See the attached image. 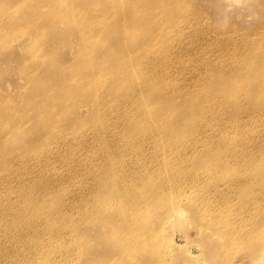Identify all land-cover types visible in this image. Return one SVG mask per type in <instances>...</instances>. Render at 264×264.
I'll return each instance as SVG.
<instances>
[{
  "label": "bare ground",
  "instance_id": "obj_1",
  "mask_svg": "<svg viewBox=\"0 0 264 264\" xmlns=\"http://www.w3.org/2000/svg\"><path fill=\"white\" fill-rule=\"evenodd\" d=\"M2 1L0 0V12L6 16L3 17L4 19H0L1 44L6 42V45L10 44L15 34L20 35L22 30L26 29V32L36 37L34 45L39 47L43 39L42 33L47 28L57 27V24L61 22L70 28L69 32L74 37L73 41H75L80 51L76 58L71 60L74 65L69 68V70L75 71L74 76L77 82L68 84L64 89V93L71 98H77V100L70 103L69 108H63L64 112L78 113L79 102L82 103L90 97L95 101L96 115L99 117L109 116L108 112H117L119 108H123V112H120L119 117L123 115L127 121L125 124L121 121L123 125L118 123L107 134L105 130L96 133V139L100 141L116 140L117 144H108L109 167L104 168L108 160L99 164L98 167H95L94 164L89 165L90 174L88 178L96 176V172L102 168L104 169L101 175H108L102 178H100V175L97 177L100 179L96 186L95 197L92 195L94 178L90 180L92 188H88L86 185V189H89H87L88 192L84 190L83 186H79L78 190L75 191V221L73 219L74 215L70 214L73 216V222L68 224L69 226L66 229L64 227L65 230L62 231L68 233L69 241L66 242V246L60 244L55 246L53 240H48L49 242H46V244L41 240L42 247L37 248V252H35L38 254L35 257L36 264H95V259L92 258V254L95 252L114 254L101 264H108L110 261L119 264H144L145 260L148 264H173L170 259L163 260L166 255L174 251V234L169 236L165 232L169 226H173L181 220L185 212L188 214V227L190 228L187 230L188 232L184 233V238H188L191 229L203 236H205V232L207 235L210 231L209 237L218 235L227 238V249L224 251L222 248L224 253L236 246H242L244 249H249L251 246L248 261L251 264H264V50L260 52L258 49H254L252 53L249 50L248 55L251 57L249 64H241L244 77L241 81H244L243 83H233L232 85L229 83V86L224 84L219 91L218 96L221 97L220 99L212 95V89H210L212 94L208 92L205 98H201L205 99L202 101L192 92L188 95L186 92H178L176 95L171 94L170 90L176 89L178 91L179 87L173 86L176 88H172L168 85L167 75L162 77L160 71L156 70V72L151 67L142 68L147 65L148 61L151 62L150 59L155 55V51L163 39L171 41L175 38V33L178 31L174 32V29L169 27L172 24L175 27L177 22L182 20H185V24L188 22L187 17L190 14L187 10L189 8L184 5L182 0H175L176 12L171 8L172 0H154L149 4H145L148 0H82V3L78 6L75 5L73 0H28L29 3L16 0L14 4L11 3V0ZM13 5L16 7L14 11H12ZM28 9L31 11L33 20L23 23L22 16L29 12ZM119 9L125 10L122 17L117 14ZM82 12L88 17V22H82L78 19ZM193 15L195 16V14ZM68 16H75L76 19L69 20ZM175 16L178 19L177 22H173ZM188 25L191 24L188 22ZM125 41L130 43L131 46L124 44ZM237 42L239 43V41ZM164 43L165 47L169 44H166V41ZM70 44L72 43L69 40ZM170 45H173V43H170ZM175 45L177 44L175 43ZM260 47L262 46L260 45ZM246 50H241V54L242 51L245 52ZM227 51L225 52L227 53ZM177 52H179L178 49ZM101 53H106V57L100 55ZM99 55L101 57H98ZM174 60H178V58ZM30 62L32 63L28 64L27 68H39L37 59H31ZM142 62L144 64H141ZM84 64H88V67H90V74L85 78L82 71L85 68ZM111 64H116L117 69L111 67ZM178 64L177 67H179ZM57 68L60 69V66L58 65ZM215 72H212V79H215L218 74L219 77L225 78L235 76L234 71L228 68ZM179 75L181 74L179 73ZM49 81L48 78L40 82L33 77V83L37 87L30 88L29 86L24 93L36 92L38 94ZM130 82L136 84L140 95H138V90L131 91L132 89L127 86ZM207 83L210 87L212 82L208 81ZM37 97L34 100V105L40 113L54 106L53 102L56 99H63L60 94L52 98L46 94H43L39 99ZM176 98L184 102V104L182 102L184 110L181 112L184 113L185 117L176 119L180 114L178 111L164 112L166 114L160 117L158 112V114H155L153 108L155 104L163 108H173L176 106ZM21 99L26 100L24 97L19 100ZM140 99H145L141 106L138 101ZM242 99H245V104L241 103ZM223 101L227 102L230 108L250 109L256 108L260 103L262 108L248 111L247 120L242 119L241 123L238 124L208 123L206 119L209 118L210 108H216L217 110L218 103L223 108ZM6 104L8 106L0 108V116L10 118L11 121L8 124L15 121L12 125L8 126L7 124L5 127V129L13 132V126L18 121L23 122L26 120L21 118V111L24 108L19 107L23 103L20 101L18 105L14 106L12 102ZM135 105L140 107L137 109L141 110L140 117L144 120L142 123L134 124L131 122V112L136 109V107H133ZM212 110L214 111V109ZM221 111L223 112V110ZM216 113L218 115V111ZM225 120L227 121V119ZM38 121L42 123L40 129L48 135V143L52 140H55V144L61 143L77 132L75 119H64L63 115L57 116L54 111H51L49 115H42ZM46 123L54 124L52 129L46 130L43 128ZM124 143L126 144L124 146L126 150H122ZM126 151L127 153H125ZM14 153L8 154L4 157V160H1L0 170L9 163H12L11 167L16 166L18 169L20 166L26 165L29 166L28 169L25 168L27 178L22 180L19 177L20 179H18L19 174L17 173L20 171L14 172V170H11L12 168H7L0 172V186L2 189H8L10 186H14L12 185L14 182L20 181L17 186L26 192L28 190L30 192L31 189L32 192L29 197L33 201L36 194L40 195L42 193H36L35 191V194L33 193L34 187L37 188L38 184L36 182H38L40 174L35 178L30 176L28 181L27 179L43 159L35 162L37 163L35 168V164L31 160L34 157L30 158L32 154L23 156L20 152ZM39 156L41 158L42 155ZM91 170H94V172H91ZM4 178H7V180L5 181ZM45 179L49 180L48 177ZM56 181L57 179L54 181L55 185ZM59 182L61 181L59 180L57 185ZM42 183L39 184L42 185ZM61 183L64 184V181ZM50 184L54 186V184ZM41 185L39 186L41 187ZM45 188H47L46 185ZM26 194L29 198L28 193ZM65 196L67 197L66 194ZM25 197L26 195L22 198ZM39 199L41 200H37L42 201V198ZM37 200L33 209L32 206H29L31 207L30 212L43 209V207L37 206L42 203H37ZM59 200L61 202L60 198ZM53 202L55 203L54 199ZM63 203L61 202V204ZM47 206L50 207V205ZM7 209L9 211V208ZM7 209L5 208L6 213L2 215V218L8 215ZM51 213L50 215H55ZM69 218L63 216L61 219L64 221L69 220ZM52 222L56 221H53L52 218L45 220V223L49 225H52ZM69 222L71 221L69 220ZM24 226L26 225L24 224ZM60 226L62 227V225ZM82 228L88 229L91 233L98 231V236L90 241L88 246L83 244L87 239L85 233L80 230ZM44 229L46 230V227ZM25 233L28 234L29 232ZM98 238L100 239L96 246L94 242ZM81 244L83 250L80 251ZM246 244H250L249 248L244 247ZM47 245L51 247L50 250L48 249L49 251L45 249L48 248ZM103 246L106 250L103 249ZM90 249L91 251L88 253ZM199 250V245H192L188 251L196 258L195 261L198 264H204L203 259L198 256Z\"/></svg>",
  "mask_w": 264,
  "mask_h": 264
},
{
  "label": "rangeland",
  "instance_id": "obj_2",
  "mask_svg": "<svg viewBox=\"0 0 264 264\" xmlns=\"http://www.w3.org/2000/svg\"><path fill=\"white\" fill-rule=\"evenodd\" d=\"M17 1L29 3L28 0H17ZM73 1L76 6L82 3V0H76V1L73 0ZM153 1L154 0H148V2L145 4H149V2L151 3ZM182 1L184 5L188 6L189 8L187 11H188V14H190V16L187 17L189 19L187 20L191 25L189 26L188 22L185 24V20H182L181 22H177L178 19L175 16L173 18L174 20L173 22H177V24L175 27H173V24H172L171 25L172 27L170 26L169 28H173L174 32L178 31L175 33L176 39L174 38L171 41H169L168 39H163L161 44L157 47L155 51V55L152 58L154 61L150 59L151 62L148 61L147 65L146 66L144 65L145 67L143 66L142 68L151 67V69L155 71L156 70L160 71V74L162 75V77L163 76L166 77L167 75L166 80L168 81V85H170L172 88H176L173 86L179 87L177 89L178 91H176V89L170 90V93L173 95H176L178 92L179 93L186 92L188 95L189 93L192 92L193 94L197 96L198 99L204 101L205 99H201V98H205V96H207V93L209 92L210 94L213 93L212 95H215L216 97H219L220 99L221 97L218 96L219 91L224 84H227V86H229V83L232 85L233 83L237 84V83L244 82V81H241L244 79L243 69H242L243 67L241 66V64L243 65L249 64V61L251 60L250 55H248L249 50L251 51L250 53H252V50L254 49H258L260 52L264 50L263 49L264 48L263 47L264 46V43H263L264 42V0H182ZM14 2H16V0H11L12 4H14ZM171 8L174 12L177 11L175 0L171 1ZM15 9L16 7L13 5L12 11H14ZM117 14L122 17L125 14V10L119 9ZM193 14H195V16ZM0 16H1L0 19H4L3 17L6 15L0 12ZM22 17H23L22 20L24 21L23 23H27L33 20V18H31V11L25 13ZM68 18H70L69 20L76 19L75 16H68ZM78 19L82 22H88L89 20L84 12H82V14L78 17ZM66 20L68 19L66 18ZM12 22L14 23V20ZM29 24H32V23H29ZM29 24H26V25H29ZM192 28L194 29L192 30ZM69 29L70 28L67 27L65 23L63 22L58 23L57 27L47 28L42 33L43 39L41 40L39 47L34 45L36 37L30 34L29 32H26L25 31L26 29H23L20 35L15 34L10 44L6 45L7 42L4 44L0 43V108L2 106L3 107L8 106V104H6L7 102H12L14 106V105H18L19 102L22 101L23 103L22 106H19L21 108H24L22 109L23 112L21 111V118L26 119L23 122L18 121L13 126L14 131L10 132V130L5 129L6 125L11 121L10 118H7V117L2 118L0 116V162L1 160H4V157H6L8 154H13L14 152H20L23 154V156L25 155L30 156L32 154L30 158L34 157L31 160H33L32 162L35 164V168L37 165V163L35 162H37L39 159H43V160L41 164H39L38 167L30 173L27 181L29 180L30 176H33V178H35L39 174H40L39 175L40 178L38 182L42 180L39 183H42L43 180L47 177L51 181L50 182L49 180L45 179L42 185L36 182L38 184V185L36 184L38 189L35 186L34 187L35 190L33 189V193L35 194V192L36 193L42 192L40 193V195L36 194V198L38 195L37 199L41 200L39 198H42V201H38L36 198H34V200L32 201V198L29 197L32 192L31 189H30V192H28L29 190L27 192L24 190L22 191L21 188L17 186L18 182L20 184V181L14 182L12 184L14 186H10L11 188L9 187L8 189H2V187L0 186V190L2 189V192L0 193V264H36L35 257L38 254H36L35 252H37V248L42 247L41 240H43L45 244L46 242L47 243L49 242L48 240H53L55 246L59 244L66 246V242L69 241V235L66 231H65L66 233L65 232L63 233L62 231L65 230L66 227L69 226L68 224L73 222V219L75 221V214H76L75 212V203H76L75 191L78 190L80 185L83 186L85 191L88 188H92L91 186L92 183H90L91 182L90 180L94 178L92 195L93 197H95V190H96V186H97L99 179L108 175V174L101 175L103 169L106 167H109L108 164L110 160V155L107 149V147H109L108 144H111V145L117 144L116 140L115 141H111V140L100 141L96 139L95 138L96 133L98 131L105 130L107 134L108 131H110L118 123L125 124L127 122L124 119L123 115L119 117L120 112L121 113L123 112V108H119L117 112L114 111L115 113L108 112L107 114H109V116L106 115L105 117H99L98 115H96L97 108L94 105L95 101L90 97H88L87 100L82 103L79 102L80 104H78L79 105L78 113L72 114V112L70 111L64 112V110H62L63 108H69L70 107L69 104L77 100V98H71L68 94L64 93V89L67 87L68 84L77 82L74 76L75 71L69 70V68L72 65H74L72 64L71 60L76 58V56L79 54V51H80L79 48H77L75 41H73L74 37L69 32ZM184 29L186 30L184 31ZM190 31L191 32L193 31V32L191 33ZM185 32L188 34L186 35ZM189 34H191L193 37H190L191 35ZM181 35L182 36L184 35V36L182 37ZM177 38H178V41L180 39L179 42L181 44L178 41H177L178 43L176 42ZM184 39H185V42H184ZM69 40L72 43L70 45H69ZM252 40L255 41L256 43L255 45H254V41L252 42ZM165 41H166V44L169 43L166 45V47L164 45ZM237 41H239V43ZM259 41L261 44L259 43ZM170 43H173V45H170ZM175 43L177 45H175ZM124 44H126L129 47L131 46V44L128 43L127 41H125ZM218 44L220 45L218 46ZM238 44L240 45L242 44L241 45L242 47ZM236 45L240 46L239 47L240 49ZM260 45L262 47H260ZM160 46L162 47L160 48ZM233 48L234 49L238 48V49L235 51ZM177 49L179 52H177ZM231 49L232 51H230ZM245 49L247 50L245 52L242 51V54H241V50H245ZM258 50H255V51L257 52ZM225 51H227V53ZM238 52L240 53L238 54ZM174 53H176V55H174ZM100 55H104L106 57V53L104 54L101 53ZM100 55L98 57H101ZM189 57H190V60H189ZM177 58L178 60H174ZM31 59L38 60L39 62L38 69L27 68L28 64L32 63L30 62ZM181 59H182V62H181ZM236 61L238 62L236 63ZM176 62L181 64V65L178 64V66L181 68L177 67ZM185 62L186 64H184ZM141 64H144V62H142ZM182 64H183V67L186 68L185 70L182 67ZM58 65L60 66V69L57 68ZM115 66L117 65L111 64V67H114V69H117V67ZM84 67L85 68L82 69V71H83V77L85 78L90 74V67H88V64H84ZM223 68H228L229 70L234 71L235 76L230 77V78L229 77L225 78L221 76L222 77L221 78L219 77V74H218L215 77V79H212L213 78L212 72L222 70ZM179 73L181 75H179ZM188 75L190 78L188 77ZM33 77L37 78V80H39L40 82L48 78L50 79V81L45 84V87L41 89L38 94L36 92H32V93L28 92L25 94L24 92L29 88V86L30 88L37 87V85L33 83ZM208 81L212 82L210 87L208 86V83H207ZM189 85L193 87L191 88V86ZM127 86L132 89L131 91L138 90L136 88V84L134 85L133 82H130ZM194 89L197 91H195ZM210 89H212V93L210 92ZM250 91H251V88H250ZM137 92H138V95H140L139 90ZM43 94H46L50 98L56 97L58 94H60L63 96V99H56V101L53 102L54 106L48 109H45L43 110V113H40L37 110V108H35L34 100L36 99L37 95H38L37 99H39V97H41ZM21 97L26 98V100L25 101L23 99L19 100ZM175 100H177L176 101L177 107L175 106L173 108H163L155 104V106H153L155 114L158 112L159 114L158 113L157 114L160 117L166 114L164 112L172 113V112L178 111L180 114L178 117H176V119H181L182 117H185L184 113L181 112L184 110V106H183L184 102L182 100H178V98H176ZM244 100L245 99H242L241 101L242 104H245ZM138 101L140 102L139 105L141 106V104L145 101V99L144 100L140 99ZM156 106L159 108H157ZM222 106L223 108H221V104L218 103L217 110L216 108H210L211 112L208 115L209 118L206 119L208 123L210 124L228 123V125L238 124V123H241L242 119L244 121L247 120L248 111L255 110V109L258 110L259 108H262L261 103L258 104L256 108H250V109L249 108H244V109L243 108H230L228 106V103L225 101L222 102ZM133 107H136V109H134V111L131 112V119H132L131 122L134 124L142 123L144 120L140 117L141 110L137 109L140 107L137 105ZM212 109H214V111ZM221 110H223V112ZM51 111H54L57 116L63 115L64 119H69V120L75 119L76 120L75 125L77 127L76 134H74V136L69 134L71 137L68 140H64L61 143L55 144L56 143L55 140H52V142L50 141V143H48L47 141L48 135H46L44 130L40 129L42 123L39 122L38 119L42 115H49ZM128 111L130 110L128 109ZM216 111H218V115ZM213 114H216V115H213ZM225 119H227V121ZM14 122L15 121H12L11 124H8V126L12 125ZM53 125L54 124L46 123L43 126V128H45L46 130L52 129ZM103 125H106V126H103ZM112 135L114 134L112 133ZM68 142L69 144H67ZM125 145L126 144L124 143L122 150H126L124 148ZM125 153H127V151ZM39 155H42L41 158H39L40 157ZM78 158H79V161H78ZM106 160L108 161L105 164L104 168L100 169V171H97L96 176H91L90 178H88L90 174L89 165L94 164L95 167H98L99 164L103 163ZM29 161H26V162H29ZM75 162L78 164H76ZM11 165L12 163L7 164V166L4 167L2 170L7 169V168L9 169L12 168L11 170H14V172L20 171L19 173H17L19 174L17 177L18 179H20L19 177H21L22 180L27 178L26 169H28L29 166L22 165L19 167L18 165L20 169L19 170L18 168H16V166L11 167ZM2 170H0V172ZM91 172H94V170H91ZM24 174L26 175V177ZM99 175H100V178L98 179L97 177ZM0 178H1V174H0ZM56 179L57 181L55 182L56 183L55 185L54 181ZM4 180L6 181L7 178H4ZM59 180L61 182L64 181V184L65 185L67 184L66 187L61 182H59V184L57 185ZM66 181L68 183H65ZM49 182L54 184V186L51 185ZM15 183H16V186H15ZM39 185H41V187ZM45 185L47 188H45ZM74 185H77V186H74ZM86 185L88 187L87 189H86ZM57 186L58 187L60 186L62 188L60 187L58 188ZM42 187L44 188V190ZM47 189H50V190H47ZM66 190H68L67 191L68 193L66 192ZM73 190L74 192H72ZM88 190L86 192H88ZM23 192L28 193L29 198H27V194L26 193L24 194ZM51 192L52 193L56 192L55 194L58 196H56L53 193V197H54L53 198ZM65 194L67 195V197L65 196ZM25 195L26 197L22 198ZM50 198H51V201H50ZM52 198L54 199L55 203L53 202ZM59 198L61 199L62 203L64 200L67 203L64 201V203L61 204ZM36 200H37V203L42 202L41 204H38L37 206L39 207L41 206L43 207V209L41 210L39 209V211L31 210L32 212H30L31 207L29 206H32V209H33L36 204ZM31 201L34 202L33 205H31L32 204ZM51 204L53 207L51 206ZM47 205H50V207ZM58 207L59 209H57ZM5 208L6 209L9 208V211L7 209L9 213H7L8 214L7 216L2 218L3 217L2 215L6 213ZM60 210L61 211L63 210V211L61 212ZM3 211L4 213H2ZM50 213L51 214L54 213L56 216L50 215ZM70 214L71 215L73 214L74 218ZM61 216L62 217L65 216L68 218L70 217L69 220L71 222H69L68 219L63 221V219H61L62 218ZM56 217L58 218L56 219ZM44 218L45 220L47 218H52L53 221H56V222H52L53 224L49 225L48 223H45ZM37 219H39L40 221ZM30 223L32 224L33 227L31 226ZM24 224L27 227L24 226ZM29 224L30 226H28ZM63 224L64 225L67 224V225L64 226ZM188 224H189L188 214L185 212V215L181 220L177 221L175 225L169 226L167 228L165 233H167L169 236L174 234L173 235L174 251L166 255V257L163 259L164 261L167 259H170L173 262V264H198L195 261L196 258H194L192 254L189 253L188 250L190 249L192 245H199L200 250L198 252V256L200 259H203L202 261L204 262V264H251L248 261V256L252 248L251 246L250 248L248 247L250 244H246L244 246L245 248L247 247L249 249H244L242 246H236L233 249L229 250L227 253H224L225 249H227V246H228L227 238L222 237V236L220 237L218 235L209 237L208 235L210 231H208L207 235L205 232V236L199 235L198 233H195V231L192 229L188 233V236H187L188 238H184L185 237L184 233L188 232L187 230H189L190 228L188 227ZM60 225H62V227ZM42 226L43 227L45 226L46 230L44 229L45 227L43 228ZM59 226L61 227V229L59 228ZM25 228L27 229L25 230ZM48 229H50V231L54 233H51L50 231H48ZM80 230L83 233H85V238L87 239V241L83 243L85 246H88L89 242L93 241L95 237L98 236V231H95V233L94 232L91 233L86 228H82ZM27 231L29 232L28 234L25 233ZM43 231H46V232H43ZM36 233L38 234L39 238L37 237ZM99 239L100 238H98L96 242H94L96 246L99 243ZM47 246L48 248H45V249L46 251H49L51 247H49V245ZM222 248L224 251H222ZM81 249L83 250L82 244L80 246V251ZM103 249L106 250L104 246H103ZM90 251L91 249L88 251V253ZM113 255L114 254H111L110 252L107 254H100V253L95 252L94 254H92V258L95 259V264H101L102 262H104L109 257H112ZM108 264H119V263L110 261ZM144 264H148V262L145 260Z\"/></svg>",
  "mask_w": 264,
  "mask_h": 264
}]
</instances>
